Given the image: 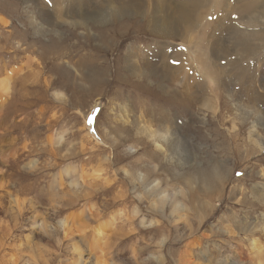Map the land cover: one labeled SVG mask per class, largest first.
Here are the masks:
<instances>
[{"label": "rangeland", "instance_id": "374dc122", "mask_svg": "<svg viewBox=\"0 0 264 264\" xmlns=\"http://www.w3.org/2000/svg\"><path fill=\"white\" fill-rule=\"evenodd\" d=\"M41 1L51 7V1ZM210 1V14L217 18L218 5L223 0ZM234 1L228 2L234 6ZM260 1L261 19L252 23L237 20L234 25L247 35L235 39L251 48H258L256 55L263 56L264 0ZM216 5L217 8L213 10ZM23 8L21 0H0V26L7 28H0V264H224L220 257L214 258L212 253L220 249L223 259H231L228 256H232L229 252L232 244L227 239L230 232L241 236L254 234L264 245L261 224L264 219L253 214L250 200L244 207L235 208V211L242 209L245 213L235 223L221 224L219 221L223 211L215 212L214 218L207 221L206 228L201 227L197 234L191 235L188 226L197 223V219L192 213L190 217L194 220L190 223L186 211L182 210L180 218L172 220L173 229L168 235L154 236L155 232L149 227L139 234L138 230L142 226L153 227L156 223L159 226L170 219L160 220L148 211L146 201L138 203L142 188L137 182L132 186L123 182L132 171L129 161L132 162L138 156L134 154L127 161L114 166V150L107 140H128L129 143L122 146L123 151H132L134 145L139 149H147L143 158L154 157L152 154L156 152L150 146L149 133H146L151 126V129L157 128L152 114L160 106H170L168 111L179 113L173 102L165 100L150 84L133 86L125 77L123 64L127 47L133 45L136 52L150 44L154 45L155 41L149 34H137L132 29L126 39H121L120 50L108 53L110 44L98 29H94L93 36L88 38L71 34L65 27L61 29L64 32L62 40L65 42V56L53 73L52 69L43 68L37 50L56 41L52 37L37 39L30 31V21ZM237 16L241 18V15ZM139 22L144 23L142 19ZM9 24L20 33H28L25 38L15 36L7 47L3 40L11 31ZM90 50L99 55L95 58L92 55L91 59L94 58L96 63L88 67L79 61ZM67 54L73 60H67ZM208 55L205 50L200 56L205 59ZM232 57L234 59L236 55ZM245 61L244 64L252 62L250 59ZM104 63H108L110 68L103 69L102 65L108 66ZM56 78L57 85L53 86ZM108 82L111 83L108 85ZM100 87H105L102 95L97 93L91 97L89 90ZM170 88L173 91L175 87ZM127 105L131 108L129 116L120 109ZM183 112L181 119L173 115L180 125L187 124L188 137L202 147L200 158L189 163L192 164L187 170L189 185H212L215 179L213 174L219 170L222 173L225 171L231 181L243 179L244 176L248 178L264 170V152L246 160L234 154L236 150L230 142L213 135L210 124L212 115L204 107L199 106L189 113ZM125 120L129 124H124ZM98 129H101V135ZM89 136L94 139L93 144ZM248 149V146L241 145L239 151L246 152ZM160 158L155 163L159 166L161 162L160 168L168 166ZM246 167H250L248 173L244 171ZM231 168L234 169L230 174ZM163 174L169 179L176 176L173 171ZM160 181L155 180L152 184ZM105 185L112 188L104 194L105 197L95 199L99 188ZM116 197L122 198L121 203H116ZM124 199L130 200V203H124ZM105 200L113 202L111 208L103 207ZM230 203H218V206L232 207L233 201L230 200ZM137 210L145 211L147 216L136 218L134 215ZM212 232L219 236L211 237ZM202 236L208 239H202ZM159 237L163 241L162 251L153 252L151 243L155 239L159 241ZM201 239L205 240L203 251L205 248H212L213 251L204 252V259L191 257V263H185L183 253L186 246L199 243ZM75 242L79 243L77 249L73 246ZM246 253L247 261L249 257H254L250 250Z\"/></svg>", "mask_w": 264, "mask_h": 264}, {"label": "bare ground", "instance_id": "6f19581e", "mask_svg": "<svg viewBox=\"0 0 264 264\" xmlns=\"http://www.w3.org/2000/svg\"><path fill=\"white\" fill-rule=\"evenodd\" d=\"M21 1L26 17L30 21L31 33L37 39L38 37H52L56 41L37 50L43 68L52 69L53 73L65 56V42L62 40L64 32L61 31L65 27L70 30L71 34H79L81 37L88 36V38L94 29H98L110 44L108 53L120 50L121 39H126V35L128 36V32L132 29L137 34L143 32L149 34L155 41L154 45L150 44L136 52L133 45L127 47L123 64V69L126 70L125 77L130 80L128 82L133 86L150 84L151 88L155 89L165 100L173 102L179 113L168 111L170 106H160L161 108H157V111L152 114L157 128L151 129L153 127L151 126L146 132L149 133L150 146L156 152L152 154L154 157L151 156V158H148L149 156L143 158L145 150L147 151L146 148L139 149L133 145L132 151H123L122 146H126L129 143L128 140L122 142L114 140V138L107 140V136L104 134L114 150L112 159L114 166L127 161L134 154L138 156V158L134 157L132 162L129 161L132 164L130 167L132 171L128 179H123V182L128 186L137 182V185L142 188L143 193L138 199V203L146 201L147 209L151 214L160 220L170 219L166 223L160 224V222L159 226L157 223H154L153 227L151 225L142 226L138 230L139 234L149 227L148 229L152 228L155 232L154 236L168 235L173 229L172 220L180 218L182 210L186 211L190 223L194 220L190 217L192 213L197 219V223L188 226L191 235L197 234L201 227L206 228L207 221L213 217L215 212L222 213L223 211L221 221H219L221 224L235 223L239 217L245 216L244 210L235 211V208L244 207L249 200L252 203L253 214L264 219V170L249 175L248 178L244 176L243 179L234 181H231L224 170L223 173L219 170V172L214 171L215 179L212 185L206 183L195 185L194 183L195 186H193L188 184L187 170L189 165H192L189 163L197 161L198 157L202 155V147L200 144L194 143V139L188 137L187 124L180 125L176 117L179 116L181 119L180 115L184 114L183 110L189 113L202 106L212 115L210 124H212L213 135L230 142L236 150L234 154L238 157L247 160L264 152V61L262 62L264 55H256L258 48H251L250 45L237 41L235 38L247 35L234 25L237 20L251 23L257 21L261 17L262 2L260 0L253 2L235 0L234 6L229 4V0H223L221 5H218L220 7L217 9V18L210 14V3H212L210 0H49L52 3L51 7L41 0ZM215 8L217 5L213 7V10ZM238 14L241 15V18L237 16ZM139 19H142L144 23H140ZM9 27L11 28L9 36L3 40L7 47L15 36L25 38L28 33L23 31V34L16 31L12 24ZM0 28L7 29L1 26ZM224 34L226 35L224 36ZM261 42L263 43V41ZM205 50L209 55L204 59L200 55L202 52L204 54ZM92 55L95 58L99 54L92 50L87 51L79 62L88 67L95 65L96 60L91 59ZM233 55H236V58L233 59ZM70 57L69 55L66 59L71 61ZM249 59L252 62L244 64L245 60ZM104 64L108 66L102 65L103 69L110 68L108 63ZM56 80L58 79H54L53 86L57 85ZM110 83L108 82V85ZM171 86L175 87L173 91H171ZM104 88L90 89V96H96L97 93L102 95L105 91ZM129 106L120 107L127 116L131 114ZM126 123L128 121L124 122V124ZM98 130L101 135V129ZM89 139L93 144L94 139L90 136ZM108 142H106L107 145ZM241 145L248 146L249 149L246 152L239 151ZM160 157L165 160L168 166L160 168L162 163L160 162L161 165L159 163L160 167L155 163V160ZM191 168L194 167L191 166ZM249 168L246 167L244 171L248 173ZM233 169L229 170L230 174ZM170 171L176 173L175 177H170L171 179L163 174V172ZM158 179L161 180L160 183L152 184ZM178 187L180 188L178 189ZM111 188L109 185L100 187L99 192L95 194V199L104 196ZM138 188H134V190H138ZM122 198L116 197V203H121ZM230 200L233 201L232 207L220 208L218 206V203L231 204ZM129 201L124 199V203L128 204ZM112 203L111 200H105L103 207L108 209ZM135 214L134 216L138 219L147 216L143 210H137ZM261 221L264 231V222ZM254 224L256 227V222ZM234 233L227 234V239L232 244L229 251L232 256L228 257H231L232 260L223 259L222 254L219 253L220 249L212 253L214 258L220 257L224 264H264V245L261 241L255 238L254 234L241 236ZM218 236L214 232L211 233V237ZM202 239L207 240L208 237L202 236ZM202 239L199 243H190L186 246L183 253L185 263H191V257L196 260L204 259V252L211 253L213 251L212 248V251L209 248H205L203 251V241L205 240L202 241ZM78 244V242L73 244L75 249L78 248ZM151 244H153L152 248L150 247L153 249L151 251L157 253L162 251L163 241L161 238L159 241L155 239ZM248 250L253 253L254 257L252 259L249 257L247 261L246 251ZM138 259L139 257L136 258V260Z\"/></svg>", "mask_w": 264, "mask_h": 264}, {"label": "snow or ice", "instance_id": "6c2138e0", "mask_svg": "<svg viewBox=\"0 0 264 264\" xmlns=\"http://www.w3.org/2000/svg\"><path fill=\"white\" fill-rule=\"evenodd\" d=\"M89 123H90V124L92 123V120H91V119L89 120Z\"/></svg>", "mask_w": 264, "mask_h": 264}]
</instances>
